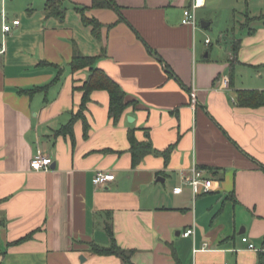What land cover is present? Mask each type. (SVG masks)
Returning <instances> with one entry per match:
<instances>
[{"label": "crops", "instance_id": "crops-1", "mask_svg": "<svg viewBox=\"0 0 264 264\" xmlns=\"http://www.w3.org/2000/svg\"><path fill=\"white\" fill-rule=\"evenodd\" d=\"M51 1L0 0V264H124L91 251L111 247L112 234L133 264H258L264 107H241L238 92L264 91V0L254 13L245 0L244 35L224 57L204 31L212 21L183 24L192 0H114L118 9L60 0L62 18L50 14ZM214 1L205 0L197 19ZM84 16L99 22V36ZM14 20L20 25L4 34ZM76 53L96 58L138 105L115 125L109 93L93 92L89 137L77 120L72 140L57 131L78 113L76 88L90 74L73 71ZM130 130L140 142L149 133L161 153L134 167ZM38 152L53 159L50 171L32 170ZM193 168L212 183L210 192L195 193ZM100 170L115 180L97 186Z\"/></svg>", "mask_w": 264, "mask_h": 264}, {"label": "trees", "instance_id": "trees-1", "mask_svg": "<svg viewBox=\"0 0 264 264\" xmlns=\"http://www.w3.org/2000/svg\"><path fill=\"white\" fill-rule=\"evenodd\" d=\"M93 6L96 8H119L114 0H93ZM47 9H50V14L60 16L61 18L65 14V8L62 4V1L60 0H52L50 3H48ZM83 11L84 10H82V12ZM83 21L85 25L92 26L94 33L99 36V33L97 32L99 31L101 25L98 21L89 19L86 16H84ZM96 61V58L84 56L80 53H76L74 55L73 60L70 63L73 71L77 72L79 70L89 68L90 74L83 85L79 88H76L83 92V99L78 113L74 115L73 119L66 126L57 131V135H69L72 140H74V124L77 120H82L84 124V136L85 138L89 137L90 124L86 117V111L91 100V96L95 91L104 90L109 93V118L115 125L119 124L122 116L129 107H137V102L134 100H127V94L120 84H118L108 74H106L105 71L96 67ZM238 103L241 107L250 109L264 107V91H240L238 92ZM134 132L135 130L129 131V140L131 146L130 154L132 155L133 166L137 167L145 156L153 153L159 154L161 152L153 148L149 133H147L148 140L145 142H140L136 139ZM170 151L171 148L165 151L164 154L168 156ZM31 238L32 234H29L16 243H21ZM112 241V246L109 248H103L96 244H92L90 246L91 251L99 256H117L123 260L124 264H133L131 261V253L129 254L118 246L113 234ZM258 264H264V247L259 252Z\"/></svg>", "mask_w": 264, "mask_h": 264}, {"label": "rangeland", "instance_id": "rangeland-1", "mask_svg": "<svg viewBox=\"0 0 264 264\" xmlns=\"http://www.w3.org/2000/svg\"><path fill=\"white\" fill-rule=\"evenodd\" d=\"M259 1L248 0L249 8L251 9L250 13H254L255 8L259 5ZM214 3V8L210 11L209 15L198 19L199 26L203 21L210 20L213 22L212 26L204 31L212 39V52L216 53L217 57H224L228 52V48L232 49V40L241 39L242 35H244L239 22L245 21L248 8L245 0H240L238 6L235 0H215ZM262 8L264 9V7ZM263 23L264 21L261 24ZM238 79L246 83L249 81L243 74Z\"/></svg>", "mask_w": 264, "mask_h": 264}, {"label": "built area", "instance_id": "built-area-1", "mask_svg": "<svg viewBox=\"0 0 264 264\" xmlns=\"http://www.w3.org/2000/svg\"><path fill=\"white\" fill-rule=\"evenodd\" d=\"M7 0H2V4L5 5ZM205 6V0H192V3L189 7H187L184 10V18H183V24L186 26H190L193 29L198 28V19H197V12L200 8ZM4 20L5 14H4ZM20 21L14 20L12 24H9L5 22L3 24L2 30L4 34L11 33L14 30V27L19 26ZM206 44L210 45L211 40L208 38L206 39ZM227 80H225L223 83L225 84ZM53 166V159L46 154L42 152H38L32 159L31 167L34 171H50ZM193 176L192 178L188 179V183L193 187L195 193L197 194L199 190H203V192L208 193L212 190V183L208 180H205L202 178L201 172L197 170L196 168L192 169ZM116 176L114 173L107 172V171H98L95 177V184L97 186H104L107 185L110 182H113L115 180ZM176 193H181L182 188H176L174 190ZM196 230L193 226L192 228L187 229L183 232L184 237H191L195 234ZM243 241L245 243H248L247 238H243ZM248 248L250 250H255V246L253 244H248Z\"/></svg>", "mask_w": 264, "mask_h": 264}, {"label": "water", "instance_id": "water-1", "mask_svg": "<svg viewBox=\"0 0 264 264\" xmlns=\"http://www.w3.org/2000/svg\"><path fill=\"white\" fill-rule=\"evenodd\" d=\"M201 25H202V27H204V28L208 26V25H207L206 23H204V22H202ZM129 120H131V119L129 118Z\"/></svg>", "mask_w": 264, "mask_h": 264}]
</instances>
